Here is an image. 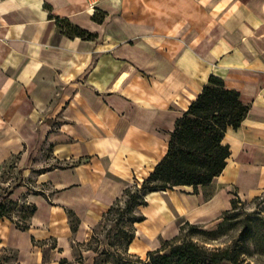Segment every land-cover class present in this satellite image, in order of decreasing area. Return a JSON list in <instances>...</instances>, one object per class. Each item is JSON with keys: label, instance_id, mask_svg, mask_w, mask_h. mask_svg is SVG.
<instances>
[{"label": "crops", "instance_id": "1", "mask_svg": "<svg viewBox=\"0 0 264 264\" xmlns=\"http://www.w3.org/2000/svg\"><path fill=\"white\" fill-rule=\"evenodd\" d=\"M65 20L95 36L67 35ZM210 74L249 110L225 130L230 154L211 195L187 184L146 193L133 255L183 221H216L234 197L264 194V0H0V161L46 143L68 162L37 174L53 191L27 193L36 205L27 228L0 218V248L15 251L0 264L73 261L74 244L165 154Z\"/></svg>", "mask_w": 264, "mask_h": 264}, {"label": "trees", "instance_id": "2", "mask_svg": "<svg viewBox=\"0 0 264 264\" xmlns=\"http://www.w3.org/2000/svg\"><path fill=\"white\" fill-rule=\"evenodd\" d=\"M91 17L94 21L101 22L105 17V12L96 10ZM65 26V32L69 36L82 38L95 36L94 33L68 20H65ZM249 107L250 104L240 98L238 90L227 88L222 77L210 74L196 98L175 120L165 154L141 181L140 188L144 190L142 195L139 194V188L136 187L138 182L127 186L121 197L116 198L103 213L102 218L108 217L110 214H118L119 218L127 215L132 222L140 221L144 215H136L134 209L146 203V193L165 190L175 185H191L194 191H197V186L201 185L204 188V195H211L213 191L211 180L222 171L230 154L229 145L223 142L225 130L228 126L237 128ZM47 169L49 168L40 170L39 173ZM17 185L14 184L13 188ZM205 187H209V189H205ZM11 192L10 188L0 194V218L7 217L18 227L25 229L29 225V219L35 211L36 205L35 203L30 204L29 215L25 223L14 221L4 204ZM34 194L42 193L34 192ZM125 194L128 195V199L125 200L127 206H114L115 202ZM236 199V197L232 198L231 207L223 213H228L235 208ZM184 223L189 224L190 222L184 221ZM73 229H76V225L73 226ZM182 229L183 224L180 223L179 232L170 239L163 240L164 243L170 245L169 251L161 252L164 248V243L163 245L161 243L159 247L147 252L146 260L131 263L122 262L121 264H219L223 260L230 264H242L238 254L228 246L214 248L199 245L189 238H182L180 236ZM200 232L209 233L208 230H200ZM133 236L134 233L128 243ZM101 253H98L90 264H110L107 259L100 258Z\"/></svg>", "mask_w": 264, "mask_h": 264}, {"label": "rangeland", "instance_id": "3", "mask_svg": "<svg viewBox=\"0 0 264 264\" xmlns=\"http://www.w3.org/2000/svg\"><path fill=\"white\" fill-rule=\"evenodd\" d=\"M56 119L59 121L58 118ZM20 157V154L15 152L0 161V194L12 189L8 199L4 202L5 209L14 221L25 223L29 215L30 204L34 203L27 193L40 192L47 198L53 189L50 181L38 179L39 171L52 166H63L68 162L56 160L51 146L46 143L35 152H31L28 159L21 160ZM141 181L137 180L139 184L136 187L142 195L144 190L140 188ZM14 184L18 185L13 188ZM126 199H128L127 194L115 202L114 206H127ZM151 207L141 210V206H137L134 209L135 214L145 215V212L151 211ZM221 215L216 221L206 225L181 222L183 229L180 236L206 247L224 248L228 246L238 254L242 264H264V194L246 200L237 198L235 208ZM134 225L135 222L130 221L127 215L121 218L118 214L103 217L92 227L85 241L74 244L75 258L66 264H90L101 252L100 258L107 259L110 264L146 260L147 255L139 257L131 254L127 249L128 241L134 233ZM200 230H208L209 233H203ZM163 240H161L162 245ZM169 249L170 245L164 243L161 252H167ZM14 257L15 251L12 248H0V262L3 260L12 262ZM219 264H230V262L223 260Z\"/></svg>", "mask_w": 264, "mask_h": 264}]
</instances>
